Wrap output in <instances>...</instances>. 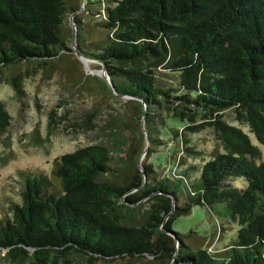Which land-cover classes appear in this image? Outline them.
Returning <instances> with one entry per match:
<instances>
[{"label":"trees","instance_id":"trees-1","mask_svg":"<svg viewBox=\"0 0 264 264\" xmlns=\"http://www.w3.org/2000/svg\"><path fill=\"white\" fill-rule=\"evenodd\" d=\"M79 66L106 68V96H131L123 98L128 129L117 130V145L56 156L48 172L20 171V199L0 210V253L18 264L73 256L264 264V159L247 131L219 115L234 110L264 144V0H0V79L21 92V78L37 70L50 76ZM168 114L214 115L224 151L191 143ZM10 124L0 98V137ZM170 138L167 156L180 168L159 173L148 158ZM117 148L123 169L114 167ZM197 204L216 235L237 228L223 249L174 228Z\"/></svg>","mask_w":264,"mask_h":264},{"label":"rangeland","instance_id":"rangeland-1","mask_svg":"<svg viewBox=\"0 0 264 264\" xmlns=\"http://www.w3.org/2000/svg\"><path fill=\"white\" fill-rule=\"evenodd\" d=\"M21 88L19 92L4 76L0 79V98L11 115V124L0 137L1 211L8 209L13 200L20 199V171L48 172L56 156L96 142L110 141L117 145L122 143L117 130L128 129L129 110L125 99L106 96L108 90L100 75L86 71L84 66L74 71H57L50 76L42 69L37 70L21 78ZM219 115L247 131L261 150L260 159H264V144L249 132L247 125L237 120L234 110ZM171 116H166L169 125L176 127L179 133L186 131L191 143H197L208 151L214 147L224 151V145L211 124L214 115H200L193 120ZM173 145L170 138L151 152L148 161L159 173L168 174L180 168L167 156ZM122 153L120 148L114 152V167L119 169H123ZM238 181L241 184L243 180L239 178ZM206 211V206L197 204L189 214L177 217L173 226L181 232L197 231L205 236L206 248L221 250L236 238L237 228L225 229L216 235L215 225ZM71 259L62 264H160L139 258L114 262H91L80 256ZM0 264L18 263L0 253Z\"/></svg>","mask_w":264,"mask_h":264},{"label":"water","instance_id":"water-1","mask_svg":"<svg viewBox=\"0 0 264 264\" xmlns=\"http://www.w3.org/2000/svg\"><path fill=\"white\" fill-rule=\"evenodd\" d=\"M83 3H84V0H81V4H82V5H83ZM73 41H74V47H75V50H76L78 56L83 60V59H84V55H83V53L80 51L78 43H76L75 39H74ZM92 72H95V73L101 74V75L104 77V79L106 80V82H107V84L109 85V87H110L111 89H113V83H112L111 79L109 78V74L107 73L105 67H103V68H101V69H93ZM113 92L115 93V95H118L119 97H122V98H124V97H125V98H126V97H131V96H125V95H123V94H118V93L115 92L114 90H113ZM144 116H145V112L143 113L142 123H143ZM148 146H149V141H148V144H147V146H146L145 151L148 149ZM145 151H144V153H145ZM144 153H143V154H144ZM142 170L144 171V167H142ZM172 197H173V196H172ZM172 202H173L172 210L168 213L167 216H169V215L171 214V212L174 211V209H175L176 199H175L174 197H173V199H172Z\"/></svg>","mask_w":264,"mask_h":264}]
</instances>
